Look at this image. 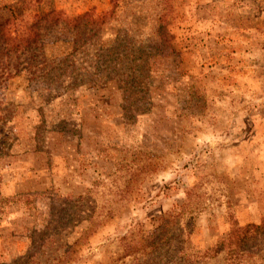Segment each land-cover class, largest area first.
Wrapping results in <instances>:
<instances>
[{
    "label": "rangeland",
    "instance_id": "rangeland-1",
    "mask_svg": "<svg viewBox=\"0 0 264 264\" xmlns=\"http://www.w3.org/2000/svg\"><path fill=\"white\" fill-rule=\"evenodd\" d=\"M25 1L10 36L111 8ZM109 20L49 29L35 73L1 59L0 264H264L243 232L264 218V0H118ZM118 36L130 56L99 66Z\"/></svg>",
    "mask_w": 264,
    "mask_h": 264
},
{
    "label": "trees",
    "instance_id": "trees-1",
    "mask_svg": "<svg viewBox=\"0 0 264 264\" xmlns=\"http://www.w3.org/2000/svg\"><path fill=\"white\" fill-rule=\"evenodd\" d=\"M111 5L110 10L106 15L95 18L91 11L85 12L82 15L74 16L71 18H61L60 12L49 10L46 13H39L33 16V19L30 23H28L23 32H20L18 35L10 36L7 34L6 26H8L7 18L4 20L0 19V63L3 57H9L10 55L18 56L21 58L18 62V67L23 70H27L30 72V69L33 70L30 73H35V70H42L44 67L46 68V62L42 56V44L41 38L44 36L46 32L52 27L64 23L68 28H71L74 31V34H78V32L82 31L85 33V30L90 32L91 35H95L99 32V30L103 29L104 24L109 22L110 17L115 12V8L117 7L118 0H108ZM28 1H20L18 4H14L11 6H3L0 9L1 12H6L10 15V17L16 18V16L20 17L23 15L24 10L27 9ZM1 16V15H0ZM163 41V37L160 38ZM116 47L105 48L102 49L100 47L99 50L95 52V59L99 62V66L104 65L107 68L109 66L106 64L109 57H113L114 63L110 67V69H114L117 66H122L119 63L124 64L126 62V58L130 56V52L132 49L128 48L130 45V41L127 40L126 36L121 37L118 36L116 38ZM118 47V48H117ZM39 54V56H38ZM38 56V60H37ZM26 60V63H25ZM67 61L68 58H63V61ZM73 65L74 63L71 62ZM37 64H42V67L37 69ZM70 67V66H69ZM4 67H0L2 70ZM36 68V69H35ZM19 71V69H18ZM121 78L124 76L125 79L128 78L127 74H120ZM248 228H253V232L264 236V218L259 225H249L245 226L243 232H246ZM236 231H240L242 233V229H238ZM243 234V233H242ZM244 240V239H242ZM224 240L219 241L215 248L214 253H217L224 246ZM241 245V244H240Z\"/></svg>",
    "mask_w": 264,
    "mask_h": 264
}]
</instances>
